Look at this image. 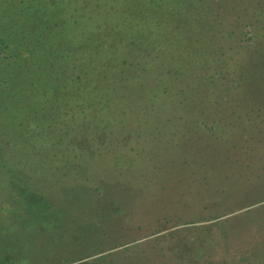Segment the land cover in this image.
Instances as JSON below:
<instances>
[{
  "label": "rangeland",
  "instance_id": "rangeland-1",
  "mask_svg": "<svg viewBox=\"0 0 264 264\" xmlns=\"http://www.w3.org/2000/svg\"><path fill=\"white\" fill-rule=\"evenodd\" d=\"M0 264H33V0H0ZM35 264H264V0H35Z\"/></svg>",
  "mask_w": 264,
  "mask_h": 264
}]
</instances>
